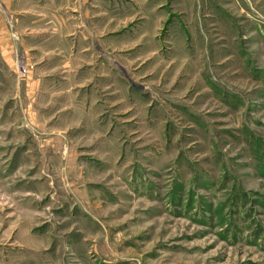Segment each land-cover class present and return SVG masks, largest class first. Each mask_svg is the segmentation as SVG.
<instances>
[{
    "label": "rangeland",
    "instance_id": "obj_1",
    "mask_svg": "<svg viewBox=\"0 0 264 264\" xmlns=\"http://www.w3.org/2000/svg\"><path fill=\"white\" fill-rule=\"evenodd\" d=\"M98 1L70 115L0 59V264H264V0Z\"/></svg>",
    "mask_w": 264,
    "mask_h": 264
},
{
    "label": "crops",
    "instance_id": "obj_2",
    "mask_svg": "<svg viewBox=\"0 0 264 264\" xmlns=\"http://www.w3.org/2000/svg\"><path fill=\"white\" fill-rule=\"evenodd\" d=\"M100 9L98 0H0V59L9 72L18 64L27 67L31 107H55L56 117L73 113L72 104L80 101L70 97V90L87 88L69 80L81 63L91 64L95 57L97 43L85 26L95 24Z\"/></svg>",
    "mask_w": 264,
    "mask_h": 264
},
{
    "label": "built area",
    "instance_id": "obj_3",
    "mask_svg": "<svg viewBox=\"0 0 264 264\" xmlns=\"http://www.w3.org/2000/svg\"><path fill=\"white\" fill-rule=\"evenodd\" d=\"M20 73L22 76H24L27 73V68L26 67H22L20 70Z\"/></svg>",
    "mask_w": 264,
    "mask_h": 264
}]
</instances>
